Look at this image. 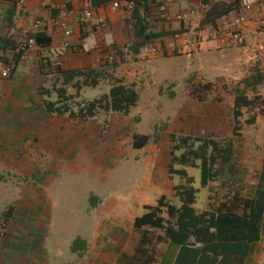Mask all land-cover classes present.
<instances>
[{"label": "rangeland", "instance_id": "obj_1", "mask_svg": "<svg viewBox=\"0 0 264 264\" xmlns=\"http://www.w3.org/2000/svg\"><path fill=\"white\" fill-rule=\"evenodd\" d=\"M131 43L129 38L125 49L100 52L112 54L115 60L98 63L100 77L95 86L82 85L77 90L65 85L66 94L73 96L69 102L72 105L107 91L116 77L127 85H133L139 93L138 102L126 115L99 110L83 122L73 120L71 123L72 128L81 126L84 130V135L80 136L93 151L87 158L97 165L99 173L86 171L82 164L71 166L61 160L63 154H68L67 158L72 161L77 158L75 153L66 152L77 135H63L62 122L60 125L57 123L59 135H19L16 145L15 142L11 145V167L1 172L5 177V191L0 193V251H3V246L13 249L12 246L20 241L28 243L35 235L48 249L50 260L56 256L59 261H68L76 257L68 250L72 240L86 238L89 232L91 214L94 213L90 195L101 200L122 199L123 206L129 207L134 216L144 212V204H155L161 194L170 196L173 185L179 182L177 176L168 172L172 165V137H213L219 143L231 138L237 153L236 164L242 169L238 175L242 179L240 184H245L246 165L250 167L249 180L255 177L258 159L260 163L255 150L262 144L258 142L257 135H241L245 121L239 120L240 129L236 136L232 129L233 119L227 123L225 117L216 125L223 131L220 134L212 128L213 124L207 125L206 118H202L203 131L190 130L191 125L181 123L182 106L187 119L193 112L203 110L205 106L201 101L219 100L224 102V107L227 106L231 95L239 90L234 80L230 77L225 80L223 76L220 80L216 76L210 77L205 69L197 67V60L187 58L184 53H170L171 57H143L131 50ZM62 82L57 75L49 77L53 91L49 97L57 98L54 89L61 87ZM206 84L208 87L204 86ZM251 97H259L253 106L262 109L261 96ZM229 110L227 107L222 109L225 112ZM252 111L246 115L247 118L257 110ZM231 114L233 116V111ZM230 129L231 134L228 135ZM134 133H147L150 137L148 143L134 148ZM187 171L195 179L194 186L199 188L194 204L198 209L206 207L209 192L215 195L224 191L219 187L220 181L211 182L209 190L200 186L198 168L191 167ZM136 203L141 205L138 207ZM8 206L12 207L11 216L4 220L2 213ZM7 255L11 253L7 252ZM261 262L264 263V243L257 258L253 259V264Z\"/></svg>", "mask_w": 264, "mask_h": 264}, {"label": "crops", "instance_id": "obj_2", "mask_svg": "<svg viewBox=\"0 0 264 264\" xmlns=\"http://www.w3.org/2000/svg\"><path fill=\"white\" fill-rule=\"evenodd\" d=\"M115 1L119 4L117 8L112 6ZM128 1L26 0L22 5L8 0L0 1V44L4 40L13 44V46L0 48V54L11 55L22 50L16 66L9 75L0 76V193L5 191V177L1 175V172L11 167L13 142L16 145L19 135H59L57 128L59 122L63 123V135H77L74 142L69 144L72 149L69 147L66 149V152L75 153L77 158L72 161L67 158L68 154H63L64 157L61 160L68 162L71 166L82 164L86 171L99 173L97 165L87 158L93 151L85 145V140L80 136L84 135V130L81 126L76 128L74 126L75 129L71 126L73 120L83 122L85 119L70 117L68 114L47 113L44 110L43 101L55 100L49 97L53 92L49 85V77L53 75L61 77L60 73L55 72L56 65L62 69L97 68V58L102 50L124 48L129 38L132 42L135 41L129 25L132 22L130 11L133 3L128 4ZM146 1L156 5L162 0ZM163 1L166 2L170 14L187 9L195 10L196 23L203 17L206 9L218 0ZM221 1L236 4L235 8L227 13L228 15L232 16L237 12L238 0ZM151 11L146 17L149 29L160 33V36L155 37L152 43L160 45L162 53L149 56L150 58L164 55L171 57L169 47L172 45L184 51L187 48L192 49L191 52H184V55L197 60V67L205 69L210 77L216 76L219 80L222 79L220 76H223L225 80L230 77L239 91L247 97L258 95L264 99V49L260 52V60L256 62L254 60L257 52L256 44L259 42L261 33L252 21L242 25L245 35L243 45L232 43L227 33L218 37L204 35L196 44L191 33L181 22L157 19ZM29 18H38L42 21L43 29L51 37L49 45L39 46L35 42L27 43L26 30ZM61 21L66 24V29L60 27ZM65 42L66 46H64ZM210 80L213 79L210 78ZM236 91L225 106L230 109L229 112L222 111L225 109L222 101H201L205 107L202 108L203 110L193 112L189 119L183 112L184 106L181 107V123L184 126L191 125L190 130L203 131L202 120L206 118L208 126L213 124L212 128L222 133L223 131L216 125L223 122L221 119L224 117L227 118V123L233 119L231 112ZM258 108L257 105L243 107L241 118H238L240 122L246 123L241 129V135H257L258 142L262 144L261 148L255 150L260 163L258 159L254 178L249 180L250 167L245 166V189L249 187L264 189V137L261 136L264 135V103L261 105L262 109ZM252 110H257L252 115L254 122L247 123L246 115L252 113ZM227 132L230 135L231 129ZM47 148L50 150L48 145ZM141 203L135 205L139 207ZM123 205L122 199H97L94 213L91 214V223L88 226L89 232L86 238H83L86 240V251L82 257L72 252L69 246L68 250L74 254V257L76 256L75 258L59 261L56 256H53L50 260L48 249L34 235L30 242L20 241L12 246L13 249L3 246V251H0V264H116L122 252L132 251L135 238L132 223L136 216L130 213L129 207L125 208ZM127 213H130L129 216H126ZM263 243L264 232L261 239L252 247V259L257 258L258 250ZM7 252L11 255H7Z\"/></svg>", "mask_w": 264, "mask_h": 264}, {"label": "trees", "instance_id": "obj_3", "mask_svg": "<svg viewBox=\"0 0 264 264\" xmlns=\"http://www.w3.org/2000/svg\"><path fill=\"white\" fill-rule=\"evenodd\" d=\"M129 1L133 3L130 11L132 22L129 25L135 38L130 48L138 53L141 46L152 43L155 37L160 36V33L149 29L146 20L150 10L154 14L158 3ZM235 6L226 1H215L206 9L200 22L214 23ZM34 41L39 46H47L51 37L42 27L34 34ZM6 46L13 44L4 40L0 48ZM21 52L14 53L16 64ZM55 72L60 73L63 85L54 89L57 94L55 100L43 101L47 113L68 114L81 119L92 117L99 110L126 115L139 99L133 85H127L116 77L107 91L72 105L69 102L73 96L66 94L65 85L69 84L77 90L82 85L95 86L100 70L96 67L62 69L56 65ZM204 86L208 87V84ZM256 98L259 97L249 98L243 92L236 91L232 109L235 136L240 129L238 118L242 114L241 108L253 107ZM261 100L264 103V99ZM246 122H254V117ZM149 138L148 134L134 133L132 146L141 148ZM171 141L173 156L168 172L177 176L179 182L173 185L170 196L161 194L155 204H144V212L134 217L133 249L122 252L116 264H253L252 247L264 232V189H245V184H240L242 179L238 175L242 169L236 164L233 139L219 143L213 137L185 135L176 139L172 137ZM191 167L199 169L200 186L209 190L211 182L220 181L219 187L224 190L215 195L209 192L203 209L194 206L199 188L194 186V177L188 174L187 169ZM89 200L91 207H94L97 197L90 195ZM11 208L8 206L3 211L4 220L10 218ZM70 249L82 257L86 251V240L76 237Z\"/></svg>", "mask_w": 264, "mask_h": 264}, {"label": "built area", "instance_id": "obj_4", "mask_svg": "<svg viewBox=\"0 0 264 264\" xmlns=\"http://www.w3.org/2000/svg\"><path fill=\"white\" fill-rule=\"evenodd\" d=\"M3 1V0H0ZM13 3L22 5L26 0H8ZM128 1V4H131ZM112 6L117 8L119 6L118 2H113ZM154 17L160 20L169 21L176 20L181 22L187 29L188 32L193 36L195 43L204 35L219 36L223 33H227L232 41L236 45H243L245 42V35L242 31V25L248 21H252L254 26L261 33L259 42L256 44V55L254 60L257 62L260 60V52L264 49V0H238L237 12L230 16L228 14L223 15L216 19L214 23H201V19L197 20L195 23V18L197 17V12L193 9H187L184 11L177 12L175 14H170L165 1H160L155 9ZM60 27L66 29V24L61 21L59 23ZM42 28V21L38 18H29L27 26V43H34V34L40 31ZM67 43H64L66 46ZM192 49L187 48L185 51L179 49L172 45L169 47L170 53H184L191 52ZM162 53V47L160 45H155L154 43H148L140 47L139 54L143 57L157 56ZM114 56L110 53L100 54L97 58V62H112L114 61ZM16 66V59L13 54H0V76L7 77L9 73Z\"/></svg>", "mask_w": 264, "mask_h": 264}]
</instances>
